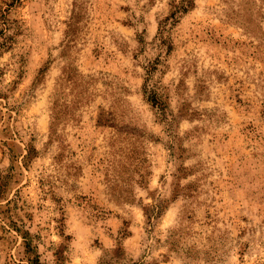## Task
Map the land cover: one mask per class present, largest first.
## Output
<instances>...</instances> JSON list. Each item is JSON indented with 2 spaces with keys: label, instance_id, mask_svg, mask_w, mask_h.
Returning a JSON list of instances; mask_svg holds the SVG:
<instances>
[{
  "label": "rangeland",
  "instance_id": "rangeland-1",
  "mask_svg": "<svg viewBox=\"0 0 264 264\" xmlns=\"http://www.w3.org/2000/svg\"><path fill=\"white\" fill-rule=\"evenodd\" d=\"M181 1L0 0V264H264V0Z\"/></svg>",
  "mask_w": 264,
  "mask_h": 264
},
{
  "label": "trees",
  "instance_id": "trees-1",
  "mask_svg": "<svg viewBox=\"0 0 264 264\" xmlns=\"http://www.w3.org/2000/svg\"><path fill=\"white\" fill-rule=\"evenodd\" d=\"M193 4V0H182L180 4L176 7V12H182L189 8ZM174 12L173 17H175ZM25 240L26 245V252L28 253V260L29 264H66L65 262H61L60 260L56 261L55 263H46L43 262L41 259L40 254L36 250V247L33 246L31 232L25 230L24 234H22ZM97 264H159L157 260H145L144 258L141 259H134L132 257L127 256L123 246L120 244L116 248H113L110 252L106 253Z\"/></svg>",
  "mask_w": 264,
  "mask_h": 264
}]
</instances>
